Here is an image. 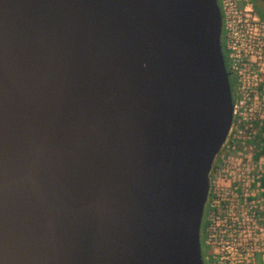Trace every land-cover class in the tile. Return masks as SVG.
Listing matches in <instances>:
<instances>
[{
  "label": "water",
  "instance_id": "95a60500",
  "mask_svg": "<svg viewBox=\"0 0 264 264\" xmlns=\"http://www.w3.org/2000/svg\"><path fill=\"white\" fill-rule=\"evenodd\" d=\"M233 117L218 0H0V264H206Z\"/></svg>",
  "mask_w": 264,
  "mask_h": 264
},
{
  "label": "built area",
  "instance_id": "2783aa9c",
  "mask_svg": "<svg viewBox=\"0 0 264 264\" xmlns=\"http://www.w3.org/2000/svg\"><path fill=\"white\" fill-rule=\"evenodd\" d=\"M218 4L224 56L234 80L235 128L241 134L246 130L239 125L246 123L247 129L254 119L246 104L264 103V19L255 11L252 0H218ZM240 181V192L235 196L226 188L224 194L231 195L222 202L226 206L220 208V202L215 201L217 204L211 203L207 210L205 243L210 249L207 264H256V253H262L264 261V218L261 222L264 180L261 175L238 176L234 180Z\"/></svg>",
  "mask_w": 264,
  "mask_h": 264
},
{
  "label": "rangeland",
  "instance_id": "374dc122",
  "mask_svg": "<svg viewBox=\"0 0 264 264\" xmlns=\"http://www.w3.org/2000/svg\"><path fill=\"white\" fill-rule=\"evenodd\" d=\"M252 2L254 8L256 7L255 11L257 12L258 10L264 14V1L252 0ZM257 14L259 15L258 12ZM246 106L247 108H251L252 117L254 118L250 121L251 126L245 129L246 123H241L239 127L246 130V133L239 134L235 128V117H233V122L227 139L218 151L209 174V196L202 230L206 264L208 263L209 252L207 249L208 246L205 243V229L206 215L210 204H217L215 201H219L220 208L226 206L227 203L222 202H224L226 198H231V195H225L224 192L229 189L232 196H235V193L240 192L242 182H234V180H237L238 176H240V178H247V176L250 178L252 175H261V180H264V158L260 157L255 159L259 134L260 136H263L264 134L261 129L264 122V103L246 104ZM249 131H251V135L248 134ZM247 169H249V172ZM243 183H245V181H243ZM235 186H238L239 188L235 190ZM261 205L264 209V200H262ZM263 218L264 211L261 215L262 223ZM261 254L262 253L255 254L257 258L256 264H264V261L261 259Z\"/></svg>",
  "mask_w": 264,
  "mask_h": 264
},
{
  "label": "trees",
  "instance_id": "16d2710c",
  "mask_svg": "<svg viewBox=\"0 0 264 264\" xmlns=\"http://www.w3.org/2000/svg\"><path fill=\"white\" fill-rule=\"evenodd\" d=\"M263 1H264V0H263ZM255 8H256V7H255ZM256 10H257V9H256ZM257 12H258L259 15L261 16V18L264 19V14L261 13L260 11H258V10H257ZM222 47H223V52L225 53L223 43H222ZM230 79H231V87H232V89H233V87H234V80H233V77H232L231 74H230ZM261 129H262V131H263V133H264V122H263V126H262ZM260 157H263V158H264V134H263V136H260V134H259V138H258V142H257V152L255 153V159H258V158H260ZM207 249H208V252H210L209 247H207Z\"/></svg>",
  "mask_w": 264,
  "mask_h": 264
}]
</instances>
